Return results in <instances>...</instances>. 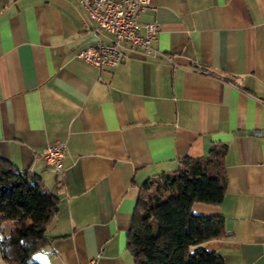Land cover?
<instances>
[{
    "label": "crops",
    "instance_id": "crops-1",
    "mask_svg": "<svg viewBox=\"0 0 264 264\" xmlns=\"http://www.w3.org/2000/svg\"><path fill=\"white\" fill-rule=\"evenodd\" d=\"M152 2L139 20L158 23L153 47L173 66L126 47L97 68L78 56L94 40L79 0H0V157L58 198L51 264H134L139 186L222 146L224 197L191 211L222 217L226 235L197 247L264 264V0ZM57 141L61 175L40 156Z\"/></svg>",
    "mask_w": 264,
    "mask_h": 264
},
{
    "label": "trees",
    "instance_id": "trees-1",
    "mask_svg": "<svg viewBox=\"0 0 264 264\" xmlns=\"http://www.w3.org/2000/svg\"><path fill=\"white\" fill-rule=\"evenodd\" d=\"M224 154V147L214 145L207 156H185L175 170L139 186L126 242L134 264H225L216 252L197 247L226 235L223 218L191 211L194 203H221ZM57 201L35 177L0 157V235L10 236L12 246L11 256L2 260L40 264L31 257L49 241L45 230Z\"/></svg>",
    "mask_w": 264,
    "mask_h": 264
},
{
    "label": "built area",
    "instance_id": "built-area-1",
    "mask_svg": "<svg viewBox=\"0 0 264 264\" xmlns=\"http://www.w3.org/2000/svg\"><path fill=\"white\" fill-rule=\"evenodd\" d=\"M79 2L88 16V20L83 22V28L89 39H94L78 51V56L86 62L97 68L117 66L125 58L124 51L128 47L141 48L147 56H160L174 65L170 55L153 47L159 32L158 23L139 20L142 13L156 10L152 0H79ZM65 153L66 143L57 141L44 147L40 156L61 175Z\"/></svg>",
    "mask_w": 264,
    "mask_h": 264
},
{
    "label": "clouds",
    "instance_id": "clouds-1",
    "mask_svg": "<svg viewBox=\"0 0 264 264\" xmlns=\"http://www.w3.org/2000/svg\"><path fill=\"white\" fill-rule=\"evenodd\" d=\"M5 240L8 241L7 244H5ZM11 237H4L3 235H0V264H3L2 262V256L8 255L11 256L12 253V246L10 244ZM22 245L26 246L25 241L20 242ZM53 253L51 251L41 250L39 252H35L32 254L31 259L40 262V264H51L50 256Z\"/></svg>",
    "mask_w": 264,
    "mask_h": 264
},
{
    "label": "water",
    "instance_id": "water-1",
    "mask_svg": "<svg viewBox=\"0 0 264 264\" xmlns=\"http://www.w3.org/2000/svg\"><path fill=\"white\" fill-rule=\"evenodd\" d=\"M256 134H260V132L258 133V132H256ZM263 135H264V133H262Z\"/></svg>",
    "mask_w": 264,
    "mask_h": 264
},
{
    "label": "rangeland",
    "instance_id": "rangeland-1",
    "mask_svg": "<svg viewBox=\"0 0 264 264\" xmlns=\"http://www.w3.org/2000/svg\"><path fill=\"white\" fill-rule=\"evenodd\" d=\"M7 227H9V225L6 224Z\"/></svg>",
    "mask_w": 264,
    "mask_h": 264
}]
</instances>
